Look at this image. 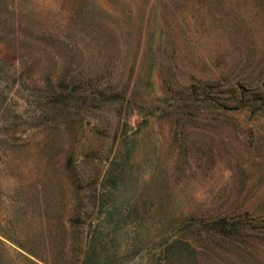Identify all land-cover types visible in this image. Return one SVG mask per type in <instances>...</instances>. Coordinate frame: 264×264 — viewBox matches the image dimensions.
<instances>
[{"label":"rangeland","instance_id":"1","mask_svg":"<svg viewBox=\"0 0 264 264\" xmlns=\"http://www.w3.org/2000/svg\"><path fill=\"white\" fill-rule=\"evenodd\" d=\"M0 264H264V0H0Z\"/></svg>","mask_w":264,"mask_h":264}]
</instances>
